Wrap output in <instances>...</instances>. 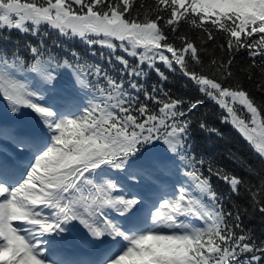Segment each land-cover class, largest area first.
<instances>
[{
	"label": "snow or ice",
	"instance_id": "6c2138e0",
	"mask_svg": "<svg viewBox=\"0 0 264 264\" xmlns=\"http://www.w3.org/2000/svg\"><path fill=\"white\" fill-rule=\"evenodd\" d=\"M13 31L36 42L0 50V264H264L233 199L264 215V0H0ZM205 99L257 157L229 153L247 177L197 151L196 125L224 135Z\"/></svg>",
	"mask_w": 264,
	"mask_h": 264
},
{
	"label": "trees",
	"instance_id": "16d2710c",
	"mask_svg": "<svg viewBox=\"0 0 264 264\" xmlns=\"http://www.w3.org/2000/svg\"><path fill=\"white\" fill-rule=\"evenodd\" d=\"M151 2V0H149ZM209 48H211V42H209ZM215 55L219 56L221 55L220 50L217 48L215 49ZM204 56L205 60H208L213 53L210 51L208 53H202ZM244 55L246 56V53H238V58ZM243 64V61H240V63L235 65V71L237 72V75L241 81H243L245 84L248 85L250 89H252L255 92V84L253 82H249L246 79V73L240 71V67ZM181 86V85H180ZM181 92V91H178ZM219 145V143H217ZM230 152H235L238 153L240 156H242L244 159L249 160L251 163H256L257 160L253 159L251 153L249 150L245 148L243 143L240 141V139L235 135V134H228L226 138V143L223 144V147L221 149L217 148V150H214L213 156L218 157L219 155H222L224 157L229 158V153ZM221 159V158H220ZM223 159V158H222ZM227 160V159H226ZM229 160V159H228ZM242 172L244 173L243 176L247 177L248 173L242 169ZM253 182H255V178L252 177ZM229 186L224 187L225 193L229 191ZM233 199L239 201V203L245 207L249 208V214L244 215L243 217V224L245 228L252 229L255 234L259 235L261 232H264V215H261V213L256 210L252 211V204L250 203V198L246 195H240V196H235L233 195ZM231 207V204L228 205Z\"/></svg>",
	"mask_w": 264,
	"mask_h": 264
}]
</instances>
